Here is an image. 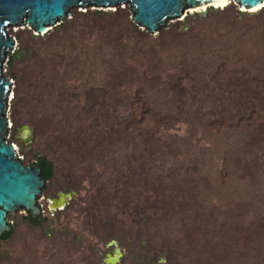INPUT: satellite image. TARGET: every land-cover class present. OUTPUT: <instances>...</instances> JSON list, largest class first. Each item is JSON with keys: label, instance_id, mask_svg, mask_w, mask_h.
<instances>
[{"label": "rangeland", "instance_id": "1", "mask_svg": "<svg viewBox=\"0 0 264 264\" xmlns=\"http://www.w3.org/2000/svg\"><path fill=\"white\" fill-rule=\"evenodd\" d=\"M228 3L205 16L202 6L189 9L157 36L131 22L128 5L75 8L46 34L9 29L18 40L4 67L15 85L9 142L25 165L47 156L57 169L39 199L47 222L10 214L15 233L0 239V264H105L114 239L125 251L119 264H263L264 8ZM122 69L158 84L140 133L131 125L118 139V128L143 114L123 105L144 103L137 94L147 84L136 80L130 103L118 104ZM77 113L103 132L93 150L87 138L74 146L79 139L58 124ZM24 127L33 131L29 142L20 139ZM131 155L140 165L122 166ZM145 172L164 176L156 190L163 211L143 217L132 208L156 201L140 183ZM166 185L174 196L164 200ZM72 191L78 195L53 213L51 201Z\"/></svg>", "mask_w": 264, "mask_h": 264}, {"label": "water", "instance_id": "2", "mask_svg": "<svg viewBox=\"0 0 264 264\" xmlns=\"http://www.w3.org/2000/svg\"><path fill=\"white\" fill-rule=\"evenodd\" d=\"M231 1L250 9L264 4V0H0V239L12 231L10 214L25 210L34 219L43 215L39 199L49 182L43 174L42 165H25L9 142L11 127L8 113L10 102L15 99V85L4 74V67L18 46L16 36L9 34V29L24 26L46 34L68 19L75 8H119L128 5L131 22L149 35L157 36L170 20L191 15L189 9L208 2ZM199 14L205 16L207 13L201 10ZM32 135L31 128L24 127L20 139L29 142ZM77 195V191L61 193V199L51 201V211L64 210ZM108 247L115 250L104 263L119 264L125 256L119 240H112Z\"/></svg>", "mask_w": 264, "mask_h": 264}, {"label": "trees", "instance_id": "3", "mask_svg": "<svg viewBox=\"0 0 264 264\" xmlns=\"http://www.w3.org/2000/svg\"><path fill=\"white\" fill-rule=\"evenodd\" d=\"M144 57H145V59L148 60V65H147L148 68L152 67L153 57H151V58L148 57L147 58V55L144 56ZM141 62H143V61H141ZM138 63H140V60L139 61H135V64H138ZM150 70H151V68H150ZM187 75H189V74L187 73ZM119 78H118V91H117L118 92L117 93L118 104L122 105L123 103H130L129 100L131 98H130L129 94L127 93L128 88L133 86L135 81L138 80L140 82L147 83L144 86H140V87H143V88L139 89L138 92L140 94L139 95L137 94V97H139L140 99H145V102L144 103L140 102L139 106H135V105H130V106L123 105V106H125L126 110H129V111L135 110L136 108L138 109V111H139V108H141L142 110L144 109L146 111L149 110V108L151 110L153 109V107H151L150 103L148 102V99L151 98V97H149L148 94H152V93H154L153 91H156L153 88H151V86L156 88L157 84H158L157 81L149 80L148 77L146 76V74L145 75L144 74L143 75H137L135 77V75H130L126 69H122V72L119 74ZM139 78H141V79H139ZM123 87H126V88H124V91H121V88H123ZM173 89H174V92H175L174 94L176 95V97H179V93L176 90V86H174ZM157 91L159 92L160 90H157ZM90 100H91V102H93V95H92ZM91 105H93V104H91ZM168 109L174 111L175 108L171 107V108H168ZM109 110H110L109 108L104 110L103 116H104V121L105 122H108V121L105 120V118H107L109 116ZM144 110H143V114H139L138 117H133L134 119L127 121L126 124L124 122L126 127L122 126L121 128H118V135H117L118 139L119 138L125 139V134L127 133V127H129L131 125L134 127L133 131L140 133L139 129L142 130L141 128L144 127L143 126L144 122L141 123V119L143 118V116H146V113H145ZM166 112H167V110H166ZM135 113H136V111H135ZM75 117H76L75 121H71L69 123L66 122V124L59 122L58 124H63L65 126L69 127V129L71 131V133H70L71 139L74 138V137H75V139H79L78 143L74 144V146H77L79 144L81 138H87L88 141L91 142L89 144L90 148L87 145V149L89 151L93 150L95 147H94V144L92 145V142H94V140H95V137H96L95 135H97L99 137V136L102 135L103 132L102 131H99V132L97 131L96 127H98V125L96 123L94 124L93 121L92 122H87L85 120L82 121L81 120L82 117H81L80 114L77 113L75 115ZM133 120H134V122H133ZM165 122L168 123V121H165ZM34 124L38 128V132H40L42 125H40L39 123L38 124L34 123ZM158 125H159V123H158ZM105 127H108V125L106 124ZM155 128H157V127H154V129ZM103 129L105 131L104 133L107 135L106 128H103ZM151 130H153V129H151ZM143 140H144V138H143ZM79 148H82V146H80ZM84 148H85V146H84ZM150 149L152 150V147H150ZM119 152H121L123 154L124 153V149L122 147H120L119 148ZM128 155H130V152L128 153ZM138 156L139 155H137V158H138ZM131 157H132V160L131 161H127V156H126V158H124V160H123L122 166H125V167H128V168H133V166L131 165V162H133V164L137 163V166L140 165L138 160L136 161L133 158L132 155H131ZM142 158H145V156H142ZM39 164L42 165L43 174L48 178L49 181L52 180L55 177L56 169H57V166H56L55 162L50 160L47 156H40L38 158V160L36 161V163H34L32 166L39 165ZM163 177H164L163 175H159V174H156V173L152 174V175H147L146 172H145L144 176L141 178V182L140 183L142 184V187H146L147 189L151 190V192L148 191L149 192V197L151 196L150 199L151 200L154 199L156 201H153V204H151V206H145V207L144 206H141V207L138 206L137 208H132V211L136 214V216H139V214H141V216H143V217L145 215H148V214H152V215L160 214V209L163 211V209L158 205V203H160V200L157 199L158 197H160V192L156 191L159 185H163V181H164ZM150 186H152V187H150ZM165 188H166V191H164V196L166 198L164 200L174 196L172 191H170V188L167 187V185L165 186ZM165 192H167V193H165ZM185 209L186 208L185 207L183 208V206H182V210L184 211ZM183 211L179 210V207H178L171 214H179V213H182ZM29 219H30L31 223L34 226H37V227L38 226H44V223L47 222V220H48L47 218H43V216H40L37 219H34V218H32L31 215L29 216ZM195 229L196 228H192V233L188 234V237L191 240H193V237L195 235L194 232H193V231H195ZM14 233H15V229H12V231L4 234L1 237V239L8 240V239L13 237ZM52 233H53L52 230H47V234L48 235H50ZM167 253L168 252L164 253L163 255H167ZM263 264H264V262H263Z\"/></svg>", "mask_w": 264, "mask_h": 264}, {"label": "bare ground", "instance_id": "4", "mask_svg": "<svg viewBox=\"0 0 264 264\" xmlns=\"http://www.w3.org/2000/svg\"><path fill=\"white\" fill-rule=\"evenodd\" d=\"M227 5H229V3L228 2H208V3H206V4H204L201 8H199L197 11H204V10H206L207 9V7H209V6H213V7H217V8H224V7H226ZM262 7H264V4L262 5V6H260V7H258V8H255V9H251V11L252 12H254V11H259V10H261V8ZM191 12H194V11H191Z\"/></svg>", "mask_w": 264, "mask_h": 264}, {"label": "clouds", "instance_id": "5", "mask_svg": "<svg viewBox=\"0 0 264 264\" xmlns=\"http://www.w3.org/2000/svg\"><path fill=\"white\" fill-rule=\"evenodd\" d=\"M21 158V157H20ZM23 159V158H22Z\"/></svg>", "mask_w": 264, "mask_h": 264}]
</instances>
